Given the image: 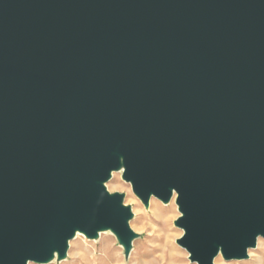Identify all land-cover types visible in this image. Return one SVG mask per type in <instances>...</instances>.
I'll return each instance as SVG.
<instances>
[{"label":"water","instance_id":"95a60500","mask_svg":"<svg viewBox=\"0 0 264 264\" xmlns=\"http://www.w3.org/2000/svg\"><path fill=\"white\" fill-rule=\"evenodd\" d=\"M108 169L102 184L121 169L144 205L178 189L177 244L201 264L217 245L248 257L264 238V0H0V264L62 259L73 228L128 254Z\"/></svg>","mask_w":264,"mask_h":264},{"label":"rangeland","instance_id":"374dc122","mask_svg":"<svg viewBox=\"0 0 264 264\" xmlns=\"http://www.w3.org/2000/svg\"><path fill=\"white\" fill-rule=\"evenodd\" d=\"M105 186H111L117 190L124 188L123 202L130 207L132 217L129 220V226L136 237L132 240V246L128 254H125L123 246L119 244L115 235L109 230L101 238L94 240L87 238L79 232L78 236L72 238V243L68 246L66 255L58 261H66L67 264H80L77 253H84L87 258L94 253H106L110 258H115L126 264H135L145 259L171 260L176 264H182L186 260L185 249L177 243L165 244V239L169 232L175 231L172 227L170 217L174 215V208L169 202L162 201L151 197L147 205H144L131 191L130 184L121 177V171L112 172V176L105 183ZM152 225H156L155 228ZM145 227L146 232H141L140 228ZM178 228V227H177ZM155 233L152 237L147 236V232ZM166 249V251H165ZM248 257L245 259L224 260L220 255L217 259L221 264H264V238L258 237L254 248L249 249ZM161 252L163 255L157 257L156 253ZM119 254L118 256L116 254ZM32 264H38L33 263ZM43 264H49L43 263Z\"/></svg>","mask_w":264,"mask_h":264},{"label":"clouds","instance_id":"9594fccd","mask_svg":"<svg viewBox=\"0 0 264 264\" xmlns=\"http://www.w3.org/2000/svg\"><path fill=\"white\" fill-rule=\"evenodd\" d=\"M123 160H124L123 156L119 157L118 158V164L115 167H119V166L123 165L124 169H126L127 165H126V163L123 162ZM115 167H110V168H115ZM109 169H108V172H107V177L100 181V185H101L102 191L100 192L99 195H100L101 198H103L106 194L108 196H111L112 194L116 193L117 191L124 192L126 190L124 188H121V189L117 190L115 188H112L111 186H107L106 187L104 184H102V181H105L108 178V176H109ZM126 180L129 181L131 183V185L134 186L133 180L131 178H128ZM153 195L155 197L163 200V201H168L171 204V206L174 208V210H175L174 211V215H172L170 217V220L173 222L172 223V227L176 228V230L172 231V232H169L167 234L166 239H165V244H167V243L175 244V243H177L178 240H181V239H183L186 236V228L184 226H182L181 228H177L176 227L177 226L176 221L181 219V218H183L185 216V212L181 210V205L177 203L178 197L180 196V192L178 191V189L176 187L172 186V187L169 188L167 199H164L162 196L158 195L154 191L147 192L146 199L150 198ZM139 196L143 197L140 194H139ZM143 198L145 199V197H143ZM99 203H100V200L98 199L97 200V204H99ZM119 203H120L121 207H127V204H124L122 206L121 198L119 200ZM152 227L155 228L156 225H152ZM77 229H80V228H73L71 234L65 237V239H64V249H65L66 246H68V245H70L72 243V238H73L74 232H75V234L77 236L79 235V232L76 231ZM140 231L142 233L146 232V228L145 227H141ZM257 232L264 233V232H261V231H257ZM256 233H254V235L252 236L251 242L246 244V245H252L254 243L253 238H254ZM146 234L149 237H152L153 235H155V233L152 232V231H148ZM179 244H180V246H182L185 249L186 260H184L182 262V264H201V258H199V257L194 258L193 257V252L189 249V247L186 244H181V243H179ZM64 249H63V251H64ZM218 249L221 250L224 253L223 245H217L215 253L212 254L209 257V259H208V264H216V255H217V250ZM165 251H166V249H165ZM56 252L60 253V250L59 249H55V248L52 249L51 255L48 256V258H46V259H33L32 257H25L24 264H32L33 261H41V262L47 261V262H49V264H67L66 261H58V260H54L53 259V255ZM76 255H77L78 258H81L80 259V264H126V262H123V261H120L118 259H115L114 257L110 258L106 253H99V254L94 253L93 255H91V256H89L87 258H84V256H85L84 253H77ZM116 255L118 256L119 254L117 253ZM161 255H163V253H161V252H157L156 253L157 257H159ZM135 264H176V262L175 261H171V260H167L166 261V260H158V259H145L142 262H135Z\"/></svg>","mask_w":264,"mask_h":264},{"label":"bare ground","instance_id":"6f19581e","mask_svg":"<svg viewBox=\"0 0 264 264\" xmlns=\"http://www.w3.org/2000/svg\"><path fill=\"white\" fill-rule=\"evenodd\" d=\"M120 170H121V169H120ZM111 176H112V175H111ZM106 231H107V230H105V229L98 231V232H97V235H96L95 238H94V240H97V239L101 238L102 235L106 233ZM77 232H78V231H77ZM75 236H77V235L75 234ZM249 252H250V251H248V254H249ZM55 257H56V254H54L53 259H55ZM218 258H219V256L216 257V264H221L220 262L217 261Z\"/></svg>","mask_w":264,"mask_h":264}]
</instances>
